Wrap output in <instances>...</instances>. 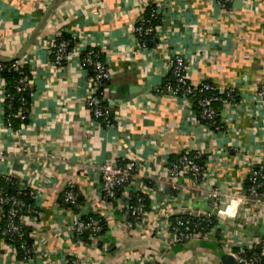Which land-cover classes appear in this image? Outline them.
I'll return each instance as SVG.
<instances>
[{
  "label": "crops",
  "instance_id": "1",
  "mask_svg": "<svg viewBox=\"0 0 264 264\" xmlns=\"http://www.w3.org/2000/svg\"><path fill=\"white\" fill-rule=\"evenodd\" d=\"M151 4L161 10L160 22L155 46L143 49L134 25ZM64 35L76 53L59 67L52 47ZM86 49L101 51L113 72V126L94 122L86 104L93 86L80 64ZM175 50L185 54L192 83L208 79L240 95L237 104L221 109L225 133L214 137L188 103L157 94ZM13 60L30 74L29 121L16 130L7 123L0 76V173L36 193L40 214L26 221L33 255L19 257L0 232V264H225L220 237L264 235V205L254 202L219 218L226 221L221 232L180 247L159 229L179 211L210 210L207 190L242 194L251 170L264 171V104L256 98L264 86V0H238L226 9L215 0H0V61ZM187 149L202 152L198 159L208 175L204 187L190 176L181 179L180 192L167 182L168 164ZM111 160L138 162L149 201L140 228L128 226L116 202L100 194L98 168ZM68 180L83 193L84 210L105 223L100 246L71 239L69 215L60 208Z\"/></svg>",
  "mask_w": 264,
  "mask_h": 264
},
{
  "label": "built area",
  "instance_id": "2",
  "mask_svg": "<svg viewBox=\"0 0 264 264\" xmlns=\"http://www.w3.org/2000/svg\"><path fill=\"white\" fill-rule=\"evenodd\" d=\"M221 9H226L228 5L236 0H215ZM244 1V0H241ZM152 14L158 17L161 14L158 5L151 4ZM158 27L154 26L150 18L142 15L136 20L134 25V33L137 39V46L143 49L147 48L146 36H155ZM73 42L70 39H62L55 43L52 47V54L55 58V64L64 67L71 55L76 53L73 48ZM83 54V53H82ZM80 54V64L84 69L91 67L94 71L92 74V88L86 98V104L91 113L92 120L103 127L113 126L114 118L111 110V99L108 95L109 84L113 76L108 63L102 59L101 51L96 49H86L83 56ZM18 71L21 77L18 80L16 89L23 92L29 88V78L21 71L23 68L18 61L6 66L0 61V70L4 68ZM170 71L175 83L165 82L159 87L157 94L170 93L177 100L188 103L189 107H193L194 101L202 106L200 117L203 120L212 122L213 124L218 117L221 118L222 110L216 111L212 103L214 100L221 101L224 106H230L233 103V88L221 89L208 79H200L198 82L192 83V72L187 62L185 54L181 50H175L170 59ZM205 90L214 92H225L226 98L217 97H197L198 93ZM256 98L264 104V86H261L256 92ZM237 104V103H236ZM25 109L20 108L18 114H22ZM219 118L215 127L206 125V129L214 137L217 134L225 133L227 125ZM230 122V121H229ZM201 151H197L194 155L187 149L178 154V158L171 160L168 164L167 182L177 191H184L185 186L180 182L181 179L190 176L199 187H204L205 178L208 175L205 165L198 162ZM3 158V155L0 156ZM100 171V194L103 200L109 204L116 202L115 208L123 213L128 226L140 228L147 219V188L140 185L138 178V162L135 160H126L122 164L117 161H105L99 165ZM1 179L6 182H13L16 187V195L8 193L4 188L0 187V213L6 220V224L0 229L1 236L7 240L19 239L23 243L21 247L28 253L33 251V246L29 248L24 242L26 221L39 218V208L36 204V193L23 187L18 180L9 174L0 173ZM248 179L252 182V186L242 194L237 192H226L218 187L207 190L209 198L210 210L207 212H199L194 209L179 211L173 216V219L163 226L159 227L162 232H167L171 236V241L175 244L189 242L193 239H203L209 234L217 233L218 225L213 224V218H225L227 216L236 215L238 206L254 202L260 207L264 205V171L262 168H253ZM29 193L34 199L32 204H28L26 199L21 197ZM61 209L66 210L69 215V231L71 239L75 242H84V234H88L90 243L94 246H100L105 243L106 235L103 226V219L96 217L95 214L89 213L83 208L84 195L77 187L73 180H68L64 192L61 194ZM135 204L132 205V199ZM227 199V203L223 205V201ZM124 200V201H123ZM264 215V211H262ZM37 222V221H36ZM212 224V225H211ZM221 232V231H220ZM220 236V235H219ZM233 237L230 241L220 237V243L225 252L231 255L235 264H262L264 255V235L256 237L252 240ZM12 243V242H9ZM260 248L261 253L257 250Z\"/></svg>",
  "mask_w": 264,
  "mask_h": 264
},
{
  "label": "trees",
  "instance_id": "3",
  "mask_svg": "<svg viewBox=\"0 0 264 264\" xmlns=\"http://www.w3.org/2000/svg\"><path fill=\"white\" fill-rule=\"evenodd\" d=\"M151 7V6H150ZM153 11L148 9L146 11L145 14H143L146 18H150L151 22L154 26H157L160 22V16L158 17L156 14H152ZM64 38L66 39H70V37L68 35H64ZM72 40V39H71ZM146 40V44L149 47H153L156 44V38L154 36H146L145 37ZM86 50L83 52V56L85 55ZM103 59V57H102ZM104 60V59H103ZM16 60L13 61H1L3 64H5L6 66H9L11 63L15 62ZM21 71H23L24 75L26 77H29V71L26 67H23L21 69ZM88 71L91 74H94V71L92 70L91 67H88ZM0 76L4 79L5 81V92H6V96H5V117L7 120V123L10 124V126H12L15 130L18 129L20 127V125L28 123L29 118V110H30V90L29 88L23 92H18L16 89L17 83L19 78L21 77V74L18 71H14V70H9L7 67L0 70ZM171 82V83H175V79L172 76V73H170V75L168 76L167 80L165 82ZM164 82V83H165ZM214 95H217V97H222V98H226L227 94L225 92H214L212 90H205L201 93H198L197 97H204V96H208V97H212ZM233 103H237L240 100V95L237 94V92H234L233 94ZM197 101V100H196ZM196 101H194L193 103V108L198 112V115L200 117V112L202 109V106L199 105ZM213 107L215 108L216 111H221V109L223 108V103L219 100H214L212 103ZM20 108L25 109L24 112H22V114H18V111ZM220 117L217 118V120L215 121V123L213 124L212 122H209L207 120H203L201 117L200 119L206 123L207 125L209 124L211 127H215V125L218 122ZM178 158L177 155H174L171 160H174ZM200 159V158H199ZM198 159V162L200 161ZM170 160V161H171ZM200 163V162H199ZM201 164V163H200ZM258 168V167H257ZM259 169V168H258ZM252 182L249 179H246L244 182V186L245 189L248 190L251 186H252ZM1 188H4L8 193L12 194V195H16V187L13 184V182H6L4 179H1ZM21 197L25 198L28 204H32L34 202V199L30 196L29 193H26V195H22ZM62 201V197L60 198ZM135 198L132 199V205L135 204ZM146 202H149L148 200H146ZM96 217H99L98 215H96ZM101 218V217H99ZM102 219V218H101ZM6 220L3 218V222L1 223L0 229L3 228L6 224L5 222ZM103 221V220H102ZM103 226H104V232H105V223L104 221L102 222ZM213 224L218 225L217 228V233L220 232L223 229V226H225L226 221H222L219 218L215 217L213 218ZM212 225V224H211ZM25 236H24V242L27 244V246H29V248L32 247L33 245V240L29 235V231H31L30 227H25ZM83 240L84 242L86 241L89 242L90 238L88 236V234H84L83 236ZM8 242H12L11 244L17 248L18 251V255L19 257H23L24 259H28L30 258L33 253L32 251L30 252H26L22 247V241L19 239H14V240H10ZM90 243V242H89ZM182 245H186V242L184 243H180L179 247ZM259 253H261L260 248H258L257 250Z\"/></svg>",
  "mask_w": 264,
  "mask_h": 264
},
{
  "label": "water",
  "instance_id": "4",
  "mask_svg": "<svg viewBox=\"0 0 264 264\" xmlns=\"http://www.w3.org/2000/svg\"><path fill=\"white\" fill-rule=\"evenodd\" d=\"M236 1H238V0H236ZM112 90H116L117 92L121 91L120 87H118V86H113ZM114 98L116 99V101H118L115 96H114ZM221 257H222V260L225 264H235V260L231 255L223 254ZM263 262H264V257H263Z\"/></svg>",
  "mask_w": 264,
  "mask_h": 264
}]
</instances>
